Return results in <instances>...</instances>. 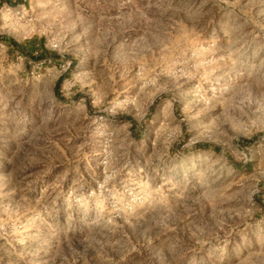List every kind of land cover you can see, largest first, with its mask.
<instances>
[{
	"label": "rangeland",
	"instance_id": "obj_1",
	"mask_svg": "<svg viewBox=\"0 0 264 264\" xmlns=\"http://www.w3.org/2000/svg\"><path fill=\"white\" fill-rule=\"evenodd\" d=\"M0 264H264V0H0Z\"/></svg>",
	"mask_w": 264,
	"mask_h": 264
},
{
	"label": "trees",
	"instance_id": "obj_2",
	"mask_svg": "<svg viewBox=\"0 0 264 264\" xmlns=\"http://www.w3.org/2000/svg\"><path fill=\"white\" fill-rule=\"evenodd\" d=\"M59 85H60V82H59V83H57V87H59Z\"/></svg>",
	"mask_w": 264,
	"mask_h": 264
}]
</instances>
